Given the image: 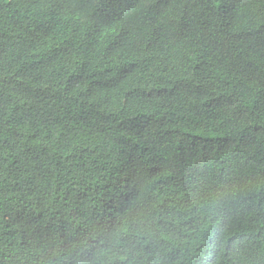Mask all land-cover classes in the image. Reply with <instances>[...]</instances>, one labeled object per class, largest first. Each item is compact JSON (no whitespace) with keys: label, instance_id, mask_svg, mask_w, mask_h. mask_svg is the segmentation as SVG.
I'll list each match as a JSON object with an SVG mask.
<instances>
[{"label":"trees","instance_id":"1","mask_svg":"<svg viewBox=\"0 0 264 264\" xmlns=\"http://www.w3.org/2000/svg\"><path fill=\"white\" fill-rule=\"evenodd\" d=\"M0 264H264V0H0Z\"/></svg>","mask_w":264,"mask_h":264}]
</instances>
